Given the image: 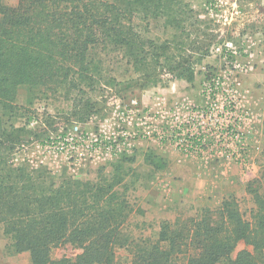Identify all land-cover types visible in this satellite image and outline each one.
Wrapping results in <instances>:
<instances>
[{
  "label": "trees",
  "instance_id": "trees-1",
  "mask_svg": "<svg viewBox=\"0 0 264 264\" xmlns=\"http://www.w3.org/2000/svg\"><path fill=\"white\" fill-rule=\"evenodd\" d=\"M195 11L186 0H0V225L9 254L28 252L31 264H264V183L249 187L251 220L231 195L218 208L163 221L154 241L138 243L125 234L133 210L123 165L91 181L14 163L29 132L15 123L32 115L17 103L22 87L30 105L37 93L63 95L71 116L86 122L100 111L92 94L119 84L105 73L103 52L127 60L136 74L128 89L157 87L166 74L192 83L218 38ZM154 28L175 33L161 39ZM67 243L82 253L54 259ZM240 243L250 249L234 259ZM118 248H132V260L120 262Z\"/></svg>",
  "mask_w": 264,
  "mask_h": 264
},
{
  "label": "rangeland",
  "instance_id": "rangeland-1",
  "mask_svg": "<svg viewBox=\"0 0 264 264\" xmlns=\"http://www.w3.org/2000/svg\"><path fill=\"white\" fill-rule=\"evenodd\" d=\"M19 0H5L8 6H16ZM196 10L200 19L214 23L218 36L209 55L196 66L195 80H170L163 76L157 87L140 90L128 89L126 82L136 76L127 60L118 53L103 52L104 70L116 78L118 85H100L92 94L100 109L90 120L80 122L71 116L73 102L63 95H42L37 93L31 103V96L25 87L19 90L17 103L29 108L31 119H17V127L29 131L20 148L14 153V163H26L35 168L43 166L54 177L69 176L80 180L97 179L100 172L110 174L114 166L123 165L127 197L133 210L125 227V234L134 242L154 241L161 223L175 222L177 218L195 216L202 208H218L231 195L238 198L246 218L251 220L254 208L253 195L249 187L256 188L264 183V141L253 138V165L251 172L226 162H204L187 158L172 147H164L151 142H138L134 147L122 152H112L100 157L91 156L86 147H80L73 154L53 150L52 145L61 142L78 124L84 132L112 137L118 134L119 112L133 98L142 107H151L157 99L172 102L199 104L204 81L214 74L224 72L222 58L215 52L218 46L232 43L239 51L240 62L247 66L243 74L245 105L257 114V123L264 136V0H186ZM205 29V25L200 27ZM153 34L161 39H172L174 31L167 33L153 29ZM195 37L199 28L190 29ZM190 32V31H189ZM108 54V55H107ZM178 83L172 93L168 92L172 83ZM256 116V115H255ZM259 137L261 135H258ZM235 188L226 192V188ZM163 197V201L161 200ZM161 201L168 210H161ZM163 214L164 217H163ZM159 218H158V217ZM142 242V241H141ZM10 243L0 225V264H31L30 253L11 255L6 247ZM132 248H118L120 262L132 260ZM248 248L244 243L237 247L233 258ZM82 251L71 244H63L53 250L54 259L76 258ZM19 256V257H18ZM13 260L8 263V259Z\"/></svg>",
  "mask_w": 264,
  "mask_h": 264
},
{
  "label": "built area",
  "instance_id": "built-area-1",
  "mask_svg": "<svg viewBox=\"0 0 264 264\" xmlns=\"http://www.w3.org/2000/svg\"><path fill=\"white\" fill-rule=\"evenodd\" d=\"M225 65L224 72L206 79L199 104L155 100L142 107L133 98L119 112V132L112 137L84 132L78 124L49 148L73 154L86 147L91 156L122 152L138 142L172 147L187 158L204 162H226L251 172L253 150L249 124L252 112L244 99L243 74L247 66L239 60L232 43L215 50Z\"/></svg>",
  "mask_w": 264,
  "mask_h": 264
},
{
  "label": "crops",
  "instance_id": "crops-1",
  "mask_svg": "<svg viewBox=\"0 0 264 264\" xmlns=\"http://www.w3.org/2000/svg\"><path fill=\"white\" fill-rule=\"evenodd\" d=\"M177 86H178V83H175V82L172 83L171 86H170V89L168 90V92L172 93V91H173L174 89H176ZM255 115H256V116H255ZM255 115H254V117H253V120H252L251 124H249L248 131H249L250 133H253V134L250 135L251 143L253 142V138H255V140H256V138H259V139H257V142H258V140H259L260 143H261V145H262V143H263V141H264V136H263V134H262V131H263V130L260 129V126H259V124L257 123V121H258V116H257V114H255ZM258 135H261V136L259 137ZM225 191H226V192H229V191H230V192H234V191H235V188L229 187V188H226ZM162 198H163V197H161V200L163 201ZM162 201H161V207H162L161 210H162V211H166V210H168ZM164 215H165V214H163V217H164ZM157 217H158V216H157ZM158 218H159V217H158ZM19 256H21V255L19 254ZM19 256H18V257H19ZM12 260H13V258L10 257V258L8 259V263H10Z\"/></svg>",
  "mask_w": 264,
  "mask_h": 264
}]
</instances>
